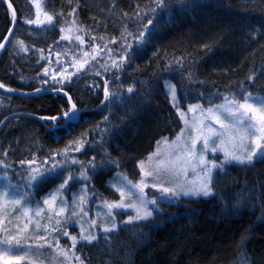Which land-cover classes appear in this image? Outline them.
Here are the masks:
<instances>
[{"label":"trees","instance_id":"1","mask_svg":"<svg viewBox=\"0 0 264 264\" xmlns=\"http://www.w3.org/2000/svg\"><path fill=\"white\" fill-rule=\"evenodd\" d=\"M10 1L18 23L0 57V83L23 92L65 91L84 112L77 123L54 130L63 122H8L0 133V150H8L9 174L15 173L13 158L20 150L25 161L35 157L38 163L80 140L98 150L96 159L112 161L128 174L157 141L180 127L163 89L166 81L176 87L180 101L183 93L206 95L212 90L264 95V0H168L142 43L136 37L152 16L147 11L154 6L151 0H44L49 14L62 13L54 28L23 26L29 0ZM73 19L91 48L111 50L108 62L99 60L95 69L75 73L74 51L68 40L60 39L68 35ZM10 24L0 3V43ZM127 43L132 44L130 59L118 71L113 60L122 62L121 45ZM60 80L64 83H56ZM106 81L116 96L102 103ZM67 109L68 101L60 95L19 98L0 93V121L15 112L52 118ZM24 136L31 137L30 143L13 153L11 147ZM107 178L103 174L101 179ZM214 181L210 197L162 203L147 221L86 247V264H264V162L228 165ZM48 188L47 182L39 190Z\"/></svg>","mask_w":264,"mask_h":264},{"label":"snow or ice","instance_id":"2","mask_svg":"<svg viewBox=\"0 0 264 264\" xmlns=\"http://www.w3.org/2000/svg\"><path fill=\"white\" fill-rule=\"evenodd\" d=\"M152 7L148 8V12L152 13L144 24L141 25L142 29L139 31L138 36L136 37L138 42L142 43L145 37V33H150L151 29L149 26H155L154 21L155 17L158 14V9H163L167 6L168 0H151ZM12 5L9 4V8ZM39 7V5H38ZM141 12L144 9L140 10ZM75 9L69 15H73ZM62 13L49 14L44 13L46 17V22L50 27H55L58 23L56 20L57 15ZM127 15V13H125ZM147 15V13H145ZM140 16V12H137V17ZM12 22L13 25L16 23V13L12 12ZM24 23H44V21H33L31 19L25 18ZM77 21L73 19L71 26H69V31H72L75 28ZM13 29H9V35H11ZM60 31L63 33L65 27L61 26ZM128 35H133L131 32ZM9 39L8 36L3 37V40L7 42ZM61 40H70V36L62 35ZM76 40H79L83 44V39L80 36H75ZM113 43L116 41L113 39ZM19 46L23 49L24 45L22 42H19ZM5 47V43H0V49ZM106 47V46H105ZM124 49L122 55V62L117 64L113 60V67L118 71L123 66L125 58L130 59L129 50L132 49V44L127 43L121 45ZM111 51V50H109ZM85 56H88V53H84ZM43 59V57H41ZM95 59V56L92 57ZM88 63V61H84ZM83 67V65H81ZM99 74V73H97ZM44 75H48L47 69L44 72ZM119 79V77H116ZM249 81H252V77L249 76ZM70 82V81H69ZM56 83H64L63 80L56 81ZM0 88L5 89V91L12 92L15 91L12 88L6 87L4 83H0ZM170 97V102L172 106L176 109L177 115L185 123L186 128L182 129L180 135L176 137V140L172 143L179 146V142L184 136L187 127L191 124L193 129L196 128L195 120L196 117L193 116L191 119L188 117V113H195L199 111L204 115L205 119H211L213 123L219 125V128L209 127L204 124V121L201 120L200 123L202 127L199 130V134L195 136L192 143V148L190 151L185 150L179 156H176L175 161L169 159L168 161L160 160L157 163V166L151 170L146 171V166L151 164L154 160V157L159 155V147L156 153H153L147 158V161L141 160L138 163V167L141 171V178L139 181H134L128 177L126 173L117 172L116 177L114 178L111 187H113L120 195L119 201H104L102 207L107 209L105 215L112 218V223L110 226L104 227L102 231L104 233H111L116 230L117 225L115 223V216L113 214L114 209H132L135 215L129 213V219L126 223H132L133 221L138 220H148L153 217L154 212H159L158 207L160 201L155 198H149L148 194L145 193V188L152 184L153 187H156L158 191L161 192L168 201H171L173 198H178L179 196H211L213 195L214 184V170L223 171L224 166L229 163H236L240 165H249L254 166L255 163L264 162V95H253L251 92L239 93V99L235 96L233 97H224V103L217 105L215 108L209 107L206 110L201 108L200 104L189 105L187 112L181 110L180 101L177 99V90L174 85L168 86ZM36 91H41L37 89ZM59 91V89H58ZM129 93H133L134 89L129 87L127 89ZM64 95H68L67 92H64ZM116 96L115 92H111L108 87L107 81L104 85V100L102 103L110 102L112 97ZM69 103L71 107L63 112V118L67 121H72L77 118L76 113L78 109L76 105L72 103V98L69 96ZM226 113L227 116L222 114ZM52 120H57V117H52ZM107 120V117H105ZM204 128H207V131L211 135H204ZM220 138V144H217L213 137ZM168 138L164 137L162 141H157L159 146L162 143H167ZM197 142H202V148H197ZM239 142L242 150H237V143ZM245 142H251L255 145L252 148L251 152L247 151ZM87 141H77L72 144H69L65 147L63 152H58L57 155H62L67 158L68 152L76 151L79 152L84 148ZM220 145H225L221 148ZM230 146V147H229ZM211 151L215 154L217 151H222L224 159L217 162L215 160L206 159L204 156L205 152ZM172 154H170L171 156ZM49 159L55 160V157H50ZM96 157H93L92 160L88 161L89 166L92 170L95 169ZM183 167L184 174L187 175L189 166L193 172H197L200 176V179L196 183L188 184H179L177 186L169 187L165 186L163 181H158L161 171H171L174 170L178 165ZM49 160H44L41 162L40 166L33 167L37 164L36 158L29 161L21 160L20 164L22 166H27V175H26V185L28 188H36L42 184L47 183L53 177L60 178L63 177V168L64 162L52 163L50 167H44L47 165ZM72 164L81 163V169L79 170V179L88 181L91 172L83 168V162L77 161L76 159L71 160ZM0 167L7 168L8 165L3 161H0ZM119 167V165H117ZM152 177V180L148 178ZM0 179H7L5 174ZM77 179L71 172L61 180L59 188L55 189L54 192L50 193L47 197L43 199V204L54 213L56 217H62L64 213L71 212L75 215L77 209L82 216H87V204L89 200L87 198V192L82 191L78 197L73 198V203L69 205L63 199H60L58 202V197L63 191L71 187L70 181ZM170 183V182H169ZM30 195V193H29ZM79 200L80 203L77 204L75 201ZM27 196L17 195L16 191H13V186L6 184L3 189H0V259L11 258L14 261V264H38L39 258L42 255L40 252L41 249L50 248L56 254L57 257L63 256L67 264H73V261L76 264H86L85 260L81 258V255L77 252V244L80 241L87 242L92 244L97 240V235L94 233L93 229L96 226V221L91 220L88 223V228L86 229L81 225V230L79 236H71L67 230L63 232L65 236L72 241L70 246H61L59 239L51 241L47 239L48 235V226H44L42 232H37L35 234V240L37 243L33 244L32 236L25 235L29 232V225L33 223V215L40 216L45 209L39 205L32 209L26 203ZM8 205L13 206V210H19L20 214L23 217L19 223H17L15 232L12 229L7 227V224L11 223V212L7 211ZM151 205V207H149ZM100 215V213H98ZM52 217L49 216V220ZM22 225V226H21ZM37 230L40 229L41 225L39 222H36ZM61 225V220H55V225L52 227V231L59 230ZM105 241L109 239L108 236L102 237Z\"/></svg>","mask_w":264,"mask_h":264},{"label":"rangeland","instance_id":"3","mask_svg":"<svg viewBox=\"0 0 264 264\" xmlns=\"http://www.w3.org/2000/svg\"><path fill=\"white\" fill-rule=\"evenodd\" d=\"M28 5H29L28 19H31L33 21H44V23L29 24V23L23 22V26L29 27V28H34V27L42 28V27L49 26L48 23L46 22V17L44 15V13L47 12L45 1L44 0H29ZM131 27H127V29L131 31ZM67 33L70 36V40H68L70 43L68 44V46H71L74 51L72 59L74 60L73 69L75 73L77 72L83 73L85 72V70H88L89 68H91V70L95 69L99 60H102V61L104 60L105 62H108V60L112 57V53H110V51L106 52L102 48L100 49L95 48V47L91 48L90 45L84 42V40H83V44H81L79 40L75 39V36L77 35L81 37L80 33L75 28H73L72 31H69L68 29ZM85 52L88 53V56L84 55ZM93 56H95V59H92ZM84 61H88V63H84ZM81 65H83V67H81ZM181 67L178 70H176L175 72L176 77L179 76ZM46 76L48 75H45V77ZM163 85H164V88H163L164 92L166 93V98H168L171 107L177 114V111L172 106V103L170 102V97L168 95V92H169L168 86L172 84L171 82L166 81ZM185 89L188 90V86ZM250 91L253 95H261L259 93H253L252 90ZM241 92H244L246 94L248 90L241 89V91L237 90V92H231V93H227V92L221 93L217 90H212L206 95H204L203 92H199L198 94L188 92V93H183L184 95L181 97L182 98L181 101H180V97L177 94V99L180 101V106H181L182 111L187 112L189 105L200 104L201 108L204 109L206 113V110L209 107L215 108L217 105L223 104L225 102L224 97L235 96L236 98L239 99L238 94ZM194 94L195 96H193ZM222 115L225 117L227 116L226 113H223ZM193 116L196 117V120L194 122L196 125V128L193 129V127L190 124L187 127V130L185 131L184 136L182 137L181 141L179 142V146H177L173 144L172 142L176 140V137L178 135H180L181 130L186 128L185 123L177 115L179 122H180V127L178 131L171 137H167L168 138L167 143H162L159 146L156 144L154 149H152V151L149 154H147L144 158L141 159V160L147 161V158L153 153H156L159 147V155L154 157L153 162L146 166V171L153 170L157 166L158 161L160 160L168 161L169 159H171L175 161L176 156H179L183 151L185 150L190 151L192 148L193 139L195 138L196 135L199 134V130L202 127L200 123L201 120H203L204 124L208 125L209 127H213L217 129L219 128V125L213 123L211 119H205L204 115H202L199 111L195 113H192V112L188 113L189 119H191ZM78 121H79V117L70 123L75 124ZM56 128L57 127H53L52 130ZM204 135H211V133L207 131V128H204ZM162 140L163 139H161L160 141ZM213 140H215L217 144H220L219 137L214 136ZM25 141L30 143L31 137L24 136V139L21 143L16 141L14 145L11 147L13 150V153L16 152L19 148L21 149V145ZM245 144H246L248 152H251L252 148L255 147V145L251 142H245ZM10 145L12 144L10 143ZM202 146H203L202 142H197L198 149L202 148ZM220 147L223 148L225 147V145H220ZM92 149H93L92 146L85 144L84 148L81 149V151L79 152L70 150L67 154V158H65L62 155H59V156L52 155L51 157H55L54 161L49 159L50 157H47V158L41 159V161H38L36 165H33V167L40 166L41 162L44 160H49V163L47 165H43L44 167H50L52 163H59L61 161L64 162L63 177H60V178L53 177L52 179H50L48 181V183L50 184V188L46 190L44 189L41 190L43 192H41L39 189H41L42 185L45 186L46 183L36 188H28L26 185L27 166L26 165L22 166L20 164V161L24 160L25 158L24 151L21 152L20 150L19 152L15 154L16 159L13 158L14 162L12 164L14 166L16 165L15 169H12L15 173L9 174L8 172H6L10 170V164L9 162H7L8 150L7 149L0 150V161H3L5 164L8 165L7 168L0 167V177H3L5 174L7 175V179H0V189H3L6 184H10L13 186V191L17 192V195L27 196L26 203L28 204L30 208L35 209L39 205L40 207H43L45 209V211L40 216L33 215V223L29 225V232L25 234V235L33 237V240H32L33 244L37 243V241L35 240V234L37 232H42L44 226H48L47 239L51 241H55L56 239H59L60 245L63 247V246H70L72 244V241L68 238V236H65L63 234L65 230H67V232L71 236L78 237L80 230H81V225H83L87 229L88 228L87 222L91 220L96 221V226L93 229V231L98 237L97 240L94 241L92 244L101 241L102 237L108 236L109 234L116 232L118 229L122 227H127L129 225H132L134 223H138L141 221H147V220H138V221H133L132 223H126V221H128L129 219V213H131L132 215H135L132 209H114L113 214L115 216V223L117 225L116 230L111 233H104L102 231L104 227L110 226V224L112 223V218L105 215V213L107 212V209L103 208L102 204L106 200L107 201H119L120 200L119 193L113 187H111V184L114 178L116 177L117 172L124 173V169L121 168L120 166L117 167V165L112 161L111 162L104 161V160L101 161L100 159L97 158L95 160L96 167L94 170H92L88 164V161L92 160L93 157H96L94 156V154H96V151L98 152V150L95 151L94 149L93 150ZM237 150H242L239 142L237 143ZM170 154L172 155L170 156ZM204 156L206 159L215 160L217 162L224 159V155L222 151H217L215 154H213L211 151H208L204 153ZM72 159H76L77 161L83 162V168L91 172L88 181L79 179V170L81 169V163L72 164L71 163ZM177 165L178 166L174 170L167 171V172L161 171L157 182L163 181L165 186L173 187L179 184L196 183L199 181L200 176L198 174V170L197 172H193L191 170V167L189 166L187 175H185L183 167L180 166L179 162H177ZM228 165H240V164H236L234 162L229 163L224 166V169ZM69 172H71L72 175L77 177V179H75L74 181H70L71 187L67 188L65 191L61 193V195L58 197V202L60 199H63L69 205H71L73 203L74 197H78L82 193V191H86L87 198L89 200V203L87 204V211H88L87 216H82L81 213L79 212V209H77L75 215L71 214V212L69 211V212L64 213L62 217H56L54 213L50 211L47 208V206L43 204V199L47 197L50 193L54 192L55 189L59 188L61 180L64 177H67ZM218 173H220L219 170H214V173H213L214 180ZM103 174L105 175V178H107L108 175H110V177L107 179H101ZM127 175L130 179L134 181H139L141 178L140 168L138 166H136L135 169L132 168V170H130V172H128ZM148 179L152 180L153 178L149 177ZM145 193L148 194L149 198H152V197L157 198L160 201L158 206H160V204L162 203L173 202L179 198L197 199V198L210 197V196L205 197V196H183L181 195L178 198H173L171 201H168L164 196H162L161 192L158 191L156 187L152 186V184H150L148 187L145 188ZM75 202L77 204L80 203L78 199ZM149 207H151V205H149ZM7 211L11 212V223L7 224V227L12 229L13 232H15L17 223L23 220V217L20 214L18 209L13 210L12 205H8ZM98 213H100V215H98ZM49 216L52 217L51 220H49ZM57 219L61 220V225L58 226L59 230L52 231V227L55 225V220ZM36 222H39V224L41 225L40 229L38 230H37ZM92 244H88L87 242H84V241H80L77 244V252L79 255H81V258L84 259L85 262H86V257L82 255V250L85 251L84 249ZM40 252L42 253V255L39 258L38 264H67V262L64 260V257L62 255L57 257L56 254L50 248L41 249ZM0 264H14V261L11 258L0 259ZM21 264H25V262H21ZM73 264H76V262L73 261Z\"/></svg>","mask_w":264,"mask_h":264},{"label":"water","instance_id":"4","mask_svg":"<svg viewBox=\"0 0 264 264\" xmlns=\"http://www.w3.org/2000/svg\"><path fill=\"white\" fill-rule=\"evenodd\" d=\"M0 3L4 7H6V9L8 10V12H9V14L11 16L10 28L13 29L12 32H11V35H9V31L6 34V36L9 37L8 41L7 42H5L4 40L2 41V43H5V47L3 49H0V57H1V55L6 51V49L10 45V42H11L13 36H14V32L16 30V26H17V22H18V15H17V13H16V11L14 9V6H13V4H12V2L10 0H0ZM9 4L12 5L11 8H9ZM13 11H15V13H16V23H15V25H13V22H12V12ZM0 93L4 94L6 96L19 97V98H35V97H38V96L43 95V94L60 95V96H63V97H65L67 99L68 104H69V108L71 107V104L69 103V95H67V96L64 95V91H61V90L58 91V90L47 89V90H43V91H39V92L38 91H29V92L12 91V92H8V91H5V89L0 88ZM72 103H73V101H72ZM80 112H84V111L78 110L77 113H76L77 118H78ZM56 117L58 119L55 120V121H63L64 125L74 121V120L67 121L66 119L63 118V115H59V116H56ZM17 118H29V119L35 120L37 122H40V123H43V122H54V120H52L51 118H48V117H41V116H38V115H33V114H29V113H24V112H15V113H11V114L5 116L0 121V133H1V131L3 130V128L6 126V124L8 122H10L11 120L17 119Z\"/></svg>","mask_w":264,"mask_h":264}]
</instances>
